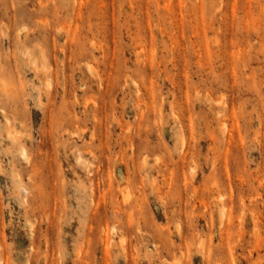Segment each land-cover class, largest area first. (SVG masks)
Segmentation results:
<instances>
[{
	"label": "rangeland",
	"instance_id": "rangeland-1",
	"mask_svg": "<svg viewBox=\"0 0 264 264\" xmlns=\"http://www.w3.org/2000/svg\"><path fill=\"white\" fill-rule=\"evenodd\" d=\"M0 110V264H264V0H0Z\"/></svg>",
	"mask_w": 264,
	"mask_h": 264
},
{
	"label": "bare ground",
	"instance_id": "bare-ground-1",
	"mask_svg": "<svg viewBox=\"0 0 264 264\" xmlns=\"http://www.w3.org/2000/svg\"><path fill=\"white\" fill-rule=\"evenodd\" d=\"M24 31V30H23ZM1 112H2V110H0ZM7 120H9V119H7ZM11 123V122H10ZM5 124H7L6 122H5ZM8 126V125H7ZM10 127V126H9ZM9 127H8V129H9ZM0 128H3V129H6V127L4 128V127H0ZM3 129H0V130H3ZM6 131V130H5ZM4 132V130L1 132V134ZM5 133V132H4ZM1 136L2 135H0V138H1ZM5 136H6V133H5ZM12 137H14V136H12ZM7 138V137H6ZM4 139V138H3ZM9 140V139H8ZM12 139H10V141H11ZM15 140V139H14ZM11 142H15V141H11ZM18 151H19V154H20V156H21V158L22 159H24L25 161H27V162H29L28 160V156H27V154H26V151H25V149L23 148V147H20L19 149H18ZM23 190V193L25 194V192H26V190L23 188L22 189Z\"/></svg>",
	"mask_w": 264,
	"mask_h": 264
}]
</instances>
